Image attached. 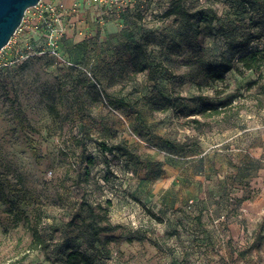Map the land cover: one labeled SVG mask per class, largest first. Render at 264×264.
Listing matches in <instances>:
<instances>
[{
	"label": "rangeland",
	"instance_id": "374dc122",
	"mask_svg": "<svg viewBox=\"0 0 264 264\" xmlns=\"http://www.w3.org/2000/svg\"><path fill=\"white\" fill-rule=\"evenodd\" d=\"M76 2L48 19L58 54L0 71V264H62L72 247L105 264H264V212L227 237L199 204L203 189L208 215L264 196V64L235 59L242 72L201 88L191 76L247 39L242 54L264 49V0ZM177 4L217 21L196 34ZM36 13L12 48L43 41ZM219 99L239 105L223 129L193 111Z\"/></svg>",
	"mask_w": 264,
	"mask_h": 264
},
{
	"label": "trees",
	"instance_id": "16d2710c",
	"mask_svg": "<svg viewBox=\"0 0 264 264\" xmlns=\"http://www.w3.org/2000/svg\"><path fill=\"white\" fill-rule=\"evenodd\" d=\"M248 1V0H247ZM168 14H177L185 17V24L196 30V34L199 33L200 27L206 25V27L212 28L214 22L217 21V13L213 7L201 6L194 11H187L183 9L182 5H175L169 11ZM251 39H247L242 42V45L236 49L234 52L228 55V53L223 51L219 57L212 61H207L205 59H200V64L202 68L198 71H192V80L201 88L204 84L210 83H223L226 79L227 73L231 70L236 69L242 72V69L237 66L235 59L241 65L243 69H259L264 64V49H253L247 50L245 54H242L246 50ZM237 56V57H236ZM194 113L200 114L203 118L211 117L215 121V124L223 129V119L226 118L229 113H238L239 105L230 102L227 99H219L216 103H202L198 105L196 109L193 110ZM194 128L199 133H205L203 125H205L204 120L195 117L193 119ZM229 126V125H228ZM227 128V127H224ZM0 200L3 202H10L7 197L6 192L0 186ZM37 238L39 234L35 233ZM38 246V245H37ZM35 246L34 248H37ZM62 264H105L99 262L86 254L83 249L72 247L69 249L64 256V261Z\"/></svg>",
	"mask_w": 264,
	"mask_h": 264
},
{
	"label": "built area",
	"instance_id": "2783aa9c",
	"mask_svg": "<svg viewBox=\"0 0 264 264\" xmlns=\"http://www.w3.org/2000/svg\"><path fill=\"white\" fill-rule=\"evenodd\" d=\"M37 8L36 18L39 20H45L46 24V32L42 38L35 42V40L28 41L25 44V51H22L17 46L13 45V37L9 41V43L0 49V71L6 69L7 67L15 64L20 59L26 58L30 55L44 53L45 51H50L58 54L59 52V42H58V34L63 31V27L58 29L54 28L53 23L48 19H58L61 15L65 13L63 1L59 0L56 3L53 0H40L38 4L34 6ZM76 4L72 6L71 9H74ZM72 11V10H71ZM47 15H50L47 17ZM25 19V18H23ZM21 30V26L17 31ZM15 35V34H14ZM39 40L44 43H39ZM38 43V44H37Z\"/></svg>",
	"mask_w": 264,
	"mask_h": 264
},
{
	"label": "crops",
	"instance_id": "0c3cea01",
	"mask_svg": "<svg viewBox=\"0 0 264 264\" xmlns=\"http://www.w3.org/2000/svg\"><path fill=\"white\" fill-rule=\"evenodd\" d=\"M64 5L65 13H70L71 8L75 5L76 0H62ZM263 165V164H262ZM259 176L264 174V170L261 168L259 172H257ZM206 190L203 189V192L200 195V207L203 209V220H206L205 217H208L207 226H211L215 230H224L227 232V237L231 235L235 236L241 229L240 219L246 218L249 225H253L255 219H260L264 212V196H258L257 198L247 199L243 203L242 209L243 212L239 213H224L223 211L215 209L214 211H210L208 215V205H207V196ZM257 222V221H256Z\"/></svg>",
	"mask_w": 264,
	"mask_h": 264
},
{
	"label": "water",
	"instance_id": "95a60500",
	"mask_svg": "<svg viewBox=\"0 0 264 264\" xmlns=\"http://www.w3.org/2000/svg\"><path fill=\"white\" fill-rule=\"evenodd\" d=\"M40 0H0V49L5 47L20 27L28 8Z\"/></svg>",
	"mask_w": 264,
	"mask_h": 264
}]
</instances>
